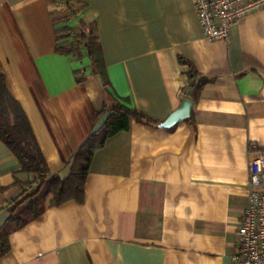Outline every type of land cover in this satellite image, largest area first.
Returning a JSON list of instances; mask_svg holds the SVG:
<instances>
[{
  "label": "crops",
  "instance_id": "crops-1",
  "mask_svg": "<svg viewBox=\"0 0 264 264\" xmlns=\"http://www.w3.org/2000/svg\"><path fill=\"white\" fill-rule=\"evenodd\" d=\"M74 1L0 0V76L52 174H69L115 101L160 123L187 98L190 115L169 128L131 119L106 138L83 200L48 195L0 264H232L248 159L264 154V9L222 41L203 35L192 0ZM82 26L100 42L105 90L84 47L56 48ZM191 67L207 80L194 97ZM20 167L0 139V227L31 179Z\"/></svg>",
  "mask_w": 264,
  "mask_h": 264
},
{
  "label": "trees",
  "instance_id": "trees-1",
  "mask_svg": "<svg viewBox=\"0 0 264 264\" xmlns=\"http://www.w3.org/2000/svg\"><path fill=\"white\" fill-rule=\"evenodd\" d=\"M64 1L69 7L75 5L74 0ZM64 29L67 28L64 27ZM91 32L92 27L82 26L72 34L74 36L71 41L61 42L56 48L63 53H80L79 46L84 47L90 58L92 73L100 79L105 90L109 81L105 73L100 42ZM187 74L188 84L182 92L185 96L194 97L207 80L198 77L196 70L192 67L188 69ZM107 113L108 116L103 124L85 138L80 148L74 152L69 165V174L65 178H60L47 168L25 112L7 90L4 78L0 76L1 143H4L17 157L21 164L20 169L31 175L30 181L24 185L22 194L7 204L9 216L0 227V256L9 250L8 234L30 220L36 219L44 210L48 195H50V205H59L68 200L77 202L83 200L84 178L89 169L88 165H90L93 152L104 144L106 138L119 131L127 130L131 119L150 126L160 124L142 112L117 101L108 108Z\"/></svg>",
  "mask_w": 264,
  "mask_h": 264
},
{
  "label": "built area",
  "instance_id": "built-area-1",
  "mask_svg": "<svg viewBox=\"0 0 264 264\" xmlns=\"http://www.w3.org/2000/svg\"><path fill=\"white\" fill-rule=\"evenodd\" d=\"M203 35L227 40L230 27L264 9V0H192ZM247 204L237 228L232 264H264V154L248 159Z\"/></svg>",
  "mask_w": 264,
  "mask_h": 264
},
{
  "label": "water",
  "instance_id": "water-1",
  "mask_svg": "<svg viewBox=\"0 0 264 264\" xmlns=\"http://www.w3.org/2000/svg\"><path fill=\"white\" fill-rule=\"evenodd\" d=\"M192 106V101L190 99L184 98L181 102L179 108H176L169 116L158 125L161 128H169L176 124V122L187 118L190 115V108Z\"/></svg>",
  "mask_w": 264,
  "mask_h": 264
}]
</instances>
